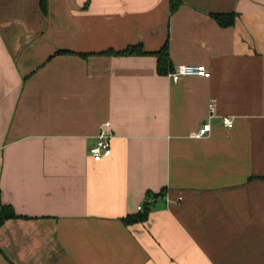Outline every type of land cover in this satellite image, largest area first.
I'll return each mask as SVG.
<instances>
[{
	"label": "crops",
	"instance_id": "0c3cea01",
	"mask_svg": "<svg viewBox=\"0 0 264 264\" xmlns=\"http://www.w3.org/2000/svg\"><path fill=\"white\" fill-rule=\"evenodd\" d=\"M0 193V264H264V0H0Z\"/></svg>",
	"mask_w": 264,
	"mask_h": 264
},
{
	"label": "trees",
	"instance_id": "16d2710c",
	"mask_svg": "<svg viewBox=\"0 0 264 264\" xmlns=\"http://www.w3.org/2000/svg\"><path fill=\"white\" fill-rule=\"evenodd\" d=\"M181 0H171V9L172 11L176 10L177 7L180 5ZM44 4V0H43ZM214 17L217 19V21L223 25V26H228L234 22L235 15L233 13H216L214 14ZM58 53H69L68 51H59ZM107 54H112V55H147L149 52H146L144 50V47L142 44L138 45H132L127 47L126 49L122 51H108L106 52ZM157 57V71L159 74L166 75L169 72H171L174 67L171 63L170 55H169V49H168V43H166L162 49H160L157 52L153 53ZM163 192L160 194H151L152 199L149 201H146L144 205H142V209L139 210L138 213L134 215H128L127 217L123 218V221L130 225V224H135L139 222H144L148 220L150 212L152 211L154 207V200L157 199L158 197L162 196ZM153 200V202H152ZM20 216L14 207L10 204L5 203L2 200L1 193H0V228L5 224L7 220L10 219H17L20 218Z\"/></svg>",
	"mask_w": 264,
	"mask_h": 264
},
{
	"label": "built area",
	"instance_id": "2783aa9c",
	"mask_svg": "<svg viewBox=\"0 0 264 264\" xmlns=\"http://www.w3.org/2000/svg\"><path fill=\"white\" fill-rule=\"evenodd\" d=\"M173 82H179L181 79L187 76H198V77H210L211 71L204 64H178L169 73ZM215 100L210 104L211 112L215 111ZM224 124L227 126L233 125V120L230 117H224ZM212 129L211 123L206 122L200 130L195 132L193 135L195 137L206 136ZM114 136V130L112 129L110 122H105L98 133L96 144L90 149V154L95 160H101L103 158L109 157L112 154L111 141ZM139 210L142 209V205L138 207Z\"/></svg>",
	"mask_w": 264,
	"mask_h": 264
}]
</instances>
